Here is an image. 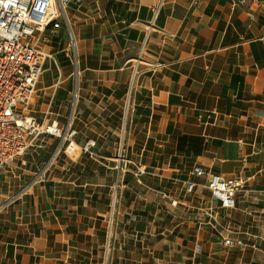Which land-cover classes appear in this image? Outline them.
<instances>
[{"label":"crops","instance_id":"obj_1","mask_svg":"<svg viewBox=\"0 0 264 264\" xmlns=\"http://www.w3.org/2000/svg\"><path fill=\"white\" fill-rule=\"evenodd\" d=\"M65 11L23 111L46 126L72 120L78 148L0 214V264H264V0H82ZM58 142L42 137L3 170L0 204ZM123 149L129 172L117 170ZM196 168L246 179L234 209L212 200Z\"/></svg>","mask_w":264,"mask_h":264},{"label":"built area","instance_id":"obj_2","mask_svg":"<svg viewBox=\"0 0 264 264\" xmlns=\"http://www.w3.org/2000/svg\"><path fill=\"white\" fill-rule=\"evenodd\" d=\"M74 3L80 4L82 0H0V174L17 164L42 137L48 135L59 141L48 163L33 175L29 184L0 204V214L18 203L35 186L45 183L54 162L62 155L75 154L78 148L76 139L79 131L73 128L72 120L62 128L54 124L46 126L36 118L28 117L23 111L31 103L45 65L52 58L45 46L46 33L59 29L61 19H67L66 8ZM162 3L153 8L143 48L147 47L152 29L156 27ZM233 3L235 6L245 5L247 0H233ZM70 41L71 46L66 53L74 67L75 82L78 86L81 76L80 56L71 32ZM95 147V141H88L82 151L93 155ZM118 159V171H131V161L126 158L124 149L120 151ZM146 170L145 167L138 166L135 173L139 176L145 174ZM193 174L209 178L207 188L212 200L227 210L236 207V198L245 189L247 182L245 178H224L201 168H196ZM195 188L196 184L187 185L190 193L194 192ZM173 204L177 205V202L174 201ZM224 245L245 247L242 239H224Z\"/></svg>","mask_w":264,"mask_h":264},{"label":"rangeland","instance_id":"obj_3","mask_svg":"<svg viewBox=\"0 0 264 264\" xmlns=\"http://www.w3.org/2000/svg\"><path fill=\"white\" fill-rule=\"evenodd\" d=\"M8 170H10V169H8ZM7 171V170H6ZM5 172V171H4ZM3 177V175H0V186L2 185V183H3V181L5 180L4 178H2ZM27 184H29V182L27 183ZM26 184V185H27ZM26 185H24V186H26Z\"/></svg>","mask_w":264,"mask_h":264}]
</instances>
